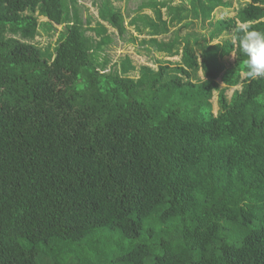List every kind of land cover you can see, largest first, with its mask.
Returning a JSON list of instances; mask_svg holds the SVG:
<instances>
[{
  "label": "trees",
  "instance_id": "trees-1",
  "mask_svg": "<svg viewBox=\"0 0 264 264\" xmlns=\"http://www.w3.org/2000/svg\"><path fill=\"white\" fill-rule=\"evenodd\" d=\"M90 2L0 0V264H264V0Z\"/></svg>",
  "mask_w": 264,
  "mask_h": 264
},
{
  "label": "rangeland",
  "instance_id": "rangeland-1",
  "mask_svg": "<svg viewBox=\"0 0 264 264\" xmlns=\"http://www.w3.org/2000/svg\"><path fill=\"white\" fill-rule=\"evenodd\" d=\"M81 3H83L84 5L90 7V12L91 13H94L96 14V9L91 6V2L90 0H79ZM140 0H131L129 2H127V0H116V4L120 7H125V12L129 13V9H133L134 7H136V5L139 3ZM180 0H175V2H178ZM242 2L244 3L245 0H233V3H232V6L230 8H217L215 11H214V17L215 18H220V17H224V16H233L235 15L236 13V8L239 6V3ZM145 12L147 13H151L150 11L148 10H144ZM60 29V27H59ZM187 28L185 27H182L180 33L181 34H184L187 30ZM195 30H201L200 28V24H197L195 25L194 27ZM131 31H133V28H130ZM203 31V29L201 30ZM37 40L38 41H42V43H44L45 41V36H38L37 37ZM143 49L141 48H138L132 44H127V43H124V41L120 40L117 44H115L110 50H108V54L109 56L112 58V61L115 62L117 60H119V58L123 57L124 55H129L132 60H133V63H135L136 66H139L141 64H152V58L153 57H158V58H161L162 57V54L154 51L152 49V57H149L151 59L148 58V56L146 55L145 51H141ZM139 53V54H138ZM168 58V57H167ZM179 57H171L169 58L170 60H173V61H176ZM233 59V57H232ZM133 74H137V72H133ZM218 82L220 84V87H224V84L221 82L220 79H218ZM235 88H239V86L237 87H232V88H229L227 91H226V95L229 97L233 90ZM216 95L217 93L214 94L213 98H212V102H213V106H214V113H216L217 109H218V105L216 103Z\"/></svg>",
  "mask_w": 264,
  "mask_h": 264
},
{
  "label": "clouds",
  "instance_id": "clouds-1",
  "mask_svg": "<svg viewBox=\"0 0 264 264\" xmlns=\"http://www.w3.org/2000/svg\"><path fill=\"white\" fill-rule=\"evenodd\" d=\"M246 57L244 67L246 76L250 79L264 77V31L249 30L241 25L237 35L232 37Z\"/></svg>",
  "mask_w": 264,
  "mask_h": 264
}]
</instances>
